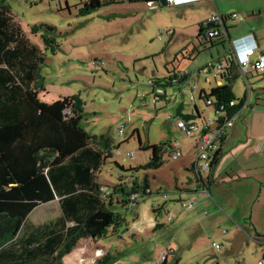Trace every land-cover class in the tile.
I'll use <instances>...</instances> for the list:
<instances>
[{
	"label": "rangeland",
	"instance_id": "rangeland-1",
	"mask_svg": "<svg viewBox=\"0 0 264 264\" xmlns=\"http://www.w3.org/2000/svg\"><path fill=\"white\" fill-rule=\"evenodd\" d=\"M83 1L6 0L13 20L42 50L41 36L33 34L32 27L44 24L57 29L60 48L56 55L48 54L42 71L50 91L47 99L52 102L61 96H81L85 103L83 128L92 136L107 138L115 154L101 169L99 180L113 189L120 178L128 186L148 178L152 194L134 209L117 204L114 211L123 218L118 233L97 242L82 240L62 264H94L99 258L96 250L103 248L104 254L110 253L113 264H161L158 262L163 256H167V264H264V243L258 242L259 238L264 240V81L259 79L255 84L252 78V109L245 112L244 122H238L254 137L248 144V156L241 158L252 169L250 177L239 182H218L207 196L209 201L189 196L181 190L196 182L189 162L196 160L198 152L194 149L195 138L185 136L177 124L196 114V108L201 113L199 125L217 120L214 109L200 99L201 90L209 93L217 82L213 73L199 75L197 70L216 63L228 52L227 46L199 38L198 27L202 23L206 27L207 11L198 7L154 3L151 9L146 1L124 2L81 16L76 6ZM228 2L234 7L261 8L264 13V0ZM239 13V17H245L238 24L242 26L250 14ZM260 20L264 24V15ZM168 30L174 32L173 37L159 40V32ZM176 68L196 76L181 87L168 86L166 98L155 105L149 83L165 86L166 78ZM232 84L237 99L244 100V81L236 77ZM141 142L145 146L177 144L183 157L174 159L175 151L166 147L161 168L142 169L152 151L141 149ZM130 153L133 158H128ZM121 166L139 170L127 172ZM194 200L198 202L194 204ZM190 202L194 207L183 209L182 205ZM208 202L218 203L223 213L213 214ZM159 208L162 210L156 212ZM59 212V204L54 202L38 208L31 219L44 223ZM191 221L199 224L188 227ZM213 243L221 249L217 251ZM169 249L175 254H168Z\"/></svg>",
	"mask_w": 264,
	"mask_h": 264
},
{
	"label": "trees",
	"instance_id": "trees-1",
	"mask_svg": "<svg viewBox=\"0 0 264 264\" xmlns=\"http://www.w3.org/2000/svg\"><path fill=\"white\" fill-rule=\"evenodd\" d=\"M139 1L159 0H84L76 7L87 16L105 5ZM199 30L203 35V25ZM57 32L53 25L32 27V33L41 36L42 50L13 20L6 0H0V264H62L82 240L97 242L118 233L123 218L114 211L117 204L127 206L131 194L139 193L144 200L152 193L148 178L130 186L120 178L113 189L99 180L101 169L115 154L107 138L83 128L85 103L80 95L42 101L41 95L48 93L42 71L48 54L56 55L60 48ZM233 82L229 78L209 93L202 91L200 99L211 100L214 111L228 105L226 112L233 116L241 107H230L240 102ZM196 111L183 119L201 118ZM166 147L171 148L141 142V149L152 151L142 169L161 168ZM222 155L221 151L215 157L212 171ZM56 199L58 217L39 225L30 221L33 211ZM94 264H113L110 253Z\"/></svg>",
	"mask_w": 264,
	"mask_h": 264
},
{
	"label": "built area",
	"instance_id": "built-area-1",
	"mask_svg": "<svg viewBox=\"0 0 264 264\" xmlns=\"http://www.w3.org/2000/svg\"><path fill=\"white\" fill-rule=\"evenodd\" d=\"M169 6H175L178 3V0H166ZM160 0L158 1V3ZM155 2L147 3L148 7L154 8ZM228 19L236 22L239 20V16L234 14L229 18H224L220 15L209 18L206 20L204 27L203 35L201 39L206 41H215L218 38L226 39L228 38L226 22ZM173 32L161 31L158 34V39L162 40L164 37H172ZM231 47L229 53L220 57L216 63L208 64L204 67H201L197 70L199 75H208L213 73V79L218 82L225 83L229 78L235 81V78H241L246 90V98L243 101L231 102L230 107L233 108L237 105H240V109L230 116L226 112L228 105H223L218 109H215V112L218 116L217 120H205L202 125L197 123L195 119H181L177 128L181 130L185 136L190 138H195V149L197 150V159L193 166V173L196 176V179L203 181L202 174L210 173L213 168V161L219 152L222 151L226 140L229 137L231 128L241 119L242 115L250 110V99L252 96V91L255 84L258 83L259 79L264 81V54L257 57L258 44L253 35L247 36L244 39L235 40L230 42ZM196 76V73L191 75ZM190 74L183 70L179 69L173 72L166 78V85L155 81L149 83L153 87L154 99L153 103L156 105L158 102L162 101V98H166V89L168 86H181L183 82L191 78ZM210 78V77H209ZM252 78H255L252 81ZM195 79V78H194ZM197 86L195 85V88ZM193 88V89H195ZM207 106H213L211 100L206 101ZM173 151H175L174 159H180L183 157V152L179 149L177 144L170 145ZM128 158H133L132 154H128ZM106 195H109L108 188L103 189ZM206 194H209L207 189L204 190ZM152 194V193H151ZM142 202L141 195L139 193L131 194L129 202L127 204L128 209H134L137 205ZM191 203V204H190ZM189 204L184 203L182 206L186 209L193 207V203ZM258 242L264 243V240L258 239ZM217 251L221 249V246L213 243L212 245ZM100 254H104L103 250H96V256L100 257ZM168 254H173V251L168 250ZM167 261V256H163L158 263H164ZM263 264V262H260Z\"/></svg>",
	"mask_w": 264,
	"mask_h": 264
},
{
	"label": "crops",
	"instance_id": "crops-1",
	"mask_svg": "<svg viewBox=\"0 0 264 264\" xmlns=\"http://www.w3.org/2000/svg\"><path fill=\"white\" fill-rule=\"evenodd\" d=\"M155 3L158 4V1ZM226 3H227V6H226ZM190 5L192 7H196V8L198 7L201 10H206L207 11V14H206L207 19L206 20H208L209 18L215 17L214 15H216V16L220 15L224 18H229L230 16H232L234 14L239 16V14H240L239 12L246 13L247 15L250 14V16H248L247 23L242 25V26H240V25L238 26V24H240L241 21L244 22L245 17L244 18L239 17V20L236 22L228 19V21L226 22V27L228 28V30H227L228 38L225 39V42H223L222 47L227 46L226 51H228L227 53H229V50L231 47V44H230L231 41H235V40L237 41L240 39H244L247 36L253 35L255 37L257 44H258L257 57L264 54V24H262V22L260 20L264 15L263 9H261V8L260 9L259 8L247 9L246 7H243V6L234 7V6L229 5L228 0H178V3H177V5H175V7H188ZM148 8H150V7H148ZM154 8H155V6H154ZM151 9H153V8H151ZM241 18H242V20H241ZM259 22H261V24ZM203 24L204 23H202L201 25H203ZM201 25H199L198 29H200ZM233 28H235V29H233ZM199 31H198V36H199ZM173 34H174V32H173ZM172 37H173V35H172ZM199 38L201 39L202 37L199 36ZM170 39H171V37H170ZM202 44L203 43H201V45ZM195 49H197L196 46H195ZM194 52H196V50H194ZM193 54H194L193 52H192V54H189L190 55L189 58H192ZM176 70H178V68H176ZM188 81L189 80H186L185 82H183L181 84V86L184 85L185 83H187ZM222 84H223L222 82L218 81L216 86H221ZM46 90L48 93H44L45 95H43L42 101L46 102V103L55 102V101H52V102L48 101L47 97L50 94V91H49V89H47V86H46ZM202 91H205V90L202 89L201 92ZM167 93H168V90L166 89V95H167ZM198 112H199V109H198ZM194 114L195 113H192L191 115H194ZM244 118H245V116L243 117V119H240V121L241 120L243 121ZM238 122L235 124L233 130L230 132L229 137H228L227 141L225 142L224 147L222 149L223 155H222L219 163L213 169V171H211L210 173H203L202 174V178H203L202 182L199 181L198 179H196V176L194 175V178L196 179L195 184L194 185L188 184L186 187H184L181 190L183 193L189 194V196L190 195L197 196V197L199 196V197H201L202 200H204V199L208 200L207 196H211V190L213 189V186L216 185L218 182H221V183H228V182H232V181L239 182L242 179H246V178L250 177L248 172H250L252 169H249L250 167L246 166L245 161L241 162V158L244 154L248 156V154H249L248 151H250V148H248V144L251 142V140H254V137L252 136V133L250 132L249 128H246L245 132H244V128L242 126H238V125H240V123H238ZM245 127H246V125H245ZM256 137H258V135ZM194 149H195V147H194ZM196 159H197V157H196ZM195 162H196V160L194 158L192 160H190V162H189L190 163V165H189L190 170L189 171H191L192 173H193V166H194ZM205 189H207L209 191V194L205 193V191H204ZM256 190H257V188H256ZM262 193H263V190L260 191V197L262 196L261 195ZM180 200L182 201L183 199L180 198ZM54 202H57V204H58L59 200L56 199V200L52 201L51 203H54ZM193 202H194V204H196L198 202V200H194ZM51 203H49V204H51ZM49 204H46V205H49ZM194 204H193V207H194ZM42 206H44V205H42ZM193 207H191V208H193ZM207 207H209L210 209H213V214L221 215L220 213H223V209L218 205V203L214 202V204H213L212 202H210L207 205ZM38 208H40V207H38ZM163 209H165V208H163ZM183 209H186V208L183 207ZM35 211H33V213ZM32 214L29 217L30 221H32V219H31ZM59 215H60V212H59L58 216ZM46 222H48V221H46ZM33 223L36 225L43 224L42 221L39 223H35V222H33ZM197 224H199L198 221H191V223H189L188 227H193ZM231 224H233V222H231ZM182 228H185V227H182ZM244 230H247V227H244ZM178 233L180 234L181 231H179ZM257 236H255L254 238L255 239L258 238ZM85 241H88V240H85ZM103 251H104V248H103ZM173 254H175V253L173 252Z\"/></svg>",
	"mask_w": 264,
	"mask_h": 264
},
{
	"label": "water",
	"instance_id": "water-1",
	"mask_svg": "<svg viewBox=\"0 0 264 264\" xmlns=\"http://www.w3.org/2000/svg\"><path fill=\"white\" fill-rule=\"evenodd\" d=\"M160 4H161V6H163V7H166V6H168V3H167V1L166 0H160V2H159Z\"/></svg>",
	"mask_w": 264,
	"mask_h": 264
}]
</instances>
